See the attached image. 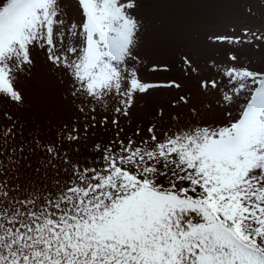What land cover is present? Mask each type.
<instances>
[{
    "label": "snow or ice",
    "instance_id": "6c2138e0",
    "mask_svg": "<svg viewBox=\"0 0 264 264\" xmlns=\"http://www.w3.org/2000/svg\"><path fill=\"white\" fill-rule=\"evenodd\" d=\"M139 4L0 0V101L24 103L18 81L40 52L76 114L45 139L0 113V264H264V68L240 54L264 53V30L212 33L225 55L202 66L181 56L218 119L181 94L167 122L158 108L129 132L121 120L143 95L182 90L141 78ZM109 124L115 134L90 146V164L73 158Z\"/></svg>",
    "mask_w": 264,
    "mask_h": 264
},
{
    "label": "rangeland",
    "instance_id": "374dc122",
    "mask_svg": "<svg viewBox=\"0 0 264 264\" xmlns=\"http://www.w3.org/2000/svg\"><path fill=\"white\" fill-rule=\"evenodd\" d=\"M248 6L252 16L247 15ZM136 12L145 29L140 49L143 63L138 65L141 78L148 82L175 79L182 84V90L154 89L143 95L137 100L129 120H121V126L129 132L137 124L143 128L156 119L158 108H163L167 122L169 112L182 110L171 107L174 97L181 94L191 96L190 103L201 109L205 119H218V113L206 111L207 106L215 102L212 96L201 94L198 78L184 79L180 58L183 54H191L198 66H202L208 57L223 59L226 46L210 43L208 36L231 32L232 27L237 34L244 26L264 30V3L261 0H140ZM240 54L245 64L250 62L256 69L264 68V53L250 52L245 46ZM34 61L32 71L18 81L24 103L13 106L0 101V113H11L21 121L26 137L38 133L42 138L52 139L57 128L63 123H71L76 114L67 103V84L61 83L66 78L47 65L43 53L35 52ZM152 64L168 65L169 70L150 71ZM114 134L111 124L92 129L87 141L79 142L80 151L72 154L73 158L81 164H90L93 156L90 146L107 142Z\"/></svg>",
    "mask_w": 264,
    "mask_h": 264
}]
</instances>
